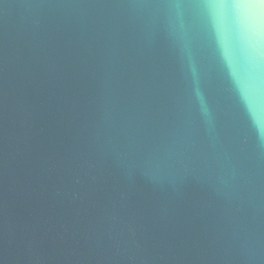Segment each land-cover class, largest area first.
<instances>
[{"label": "water", "instance_id": "obj_1", "mask_svg": "<svg viewBox=\"0 0 264 264\" xmlns=\"http://www.w3.org/2000/svg\"><path fill=\"white\" fill-rule=\"evenodd\" d=\"M258 24L250 0H0V264H264Z\"/></svg>", "mask_w": 264, "mask_h": 264}, {"label": "clouds", "instance_id": "obj_2", "mask_svg": "<svg viewBox=\"0 0 264 264\" xmlns=\"http://www.w3.org/2000/svg\"><path fill=\"white\" fill-rule=\"evenodd\" d=\"M250 3L253 6L264 5V0H250ZM247 44L252 59L259 65L264 60V24H258L250 32Z\"/></svg>", "mask_w": 264, "mask_h": 264}]
</instances>
